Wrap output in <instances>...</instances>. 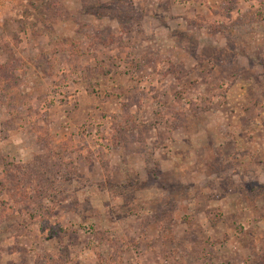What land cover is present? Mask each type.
I'll return each mask as SVG.
<instances>
[{"label": "rangeland", "instance_id": "374dc122", "mask_svg": "<svg viewBox=\"0 0 264 264\" xmlns=\"http://www.w3.org/2000/svg\"><path fill=\"white\" fill-rule=\"evenodd\" d=\"M0 264H264V0L0 2Z\"/></svg>", "mask_w": 264, "mask_h": 264}, {"label": "built area", "instance_id": "2783aa9c", "mask_svg": "<svg viewBox=\"0 0 264 264\" xmlns=\"http://www.w3.org/2000/svg\"><path fill=\"white\" fill-rule=\"evenodd\" d=\"M6 0H0V2H5Z\"/></svg>", "mask_w": 264, "mask_h": 264}]
</instances>
